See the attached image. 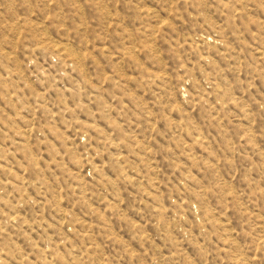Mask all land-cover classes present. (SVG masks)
I'll use <instances>...</instances> for the list:
<instances>
[{"label": "rangeland", "instance_id": "374dc122", "mask_svg": "<svg viewBox=\"0 0 264 264\" xmlns=\"http://www.w3.org/2000/svg\"><path fill=\"white\" fill-rule=\"evenodd\" d=\"M0 264H264V0H0Z\"/></svg>", "mask_w": 264, "mask_h": 264}]
</instances>
